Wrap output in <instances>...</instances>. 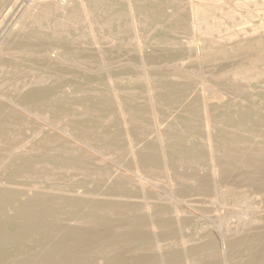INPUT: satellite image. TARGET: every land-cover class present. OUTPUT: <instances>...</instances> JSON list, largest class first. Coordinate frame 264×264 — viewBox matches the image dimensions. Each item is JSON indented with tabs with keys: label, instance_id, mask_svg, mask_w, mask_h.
<instances>
[{
	"label": "rangeland",
	"instance_id": "obj_1",
	"mask_svg": "<svg viewBox=\"0 0 264 264\" xmlns=\"http://www.w3.org/2000/svg\"><path fill=\"white\" fill-rule=\"evenodd\" d=\"M147 1L102 0L98 10L93 9L92 30L82 13L80 0H0V111L5 112H0V178L6 176L5 171L10 164L18 163L23 166L29 159L33 160L32 170L37 175L36 178H21L14 184L4 186L11 188L10 192L18 199V207L24 206L29 197L49 200L54 206L50 212L52 218L49 217L51 223H56H53V226L61 231L73 230L79 225L71 221V215L64 213V210L60 211L56 205L71 201L97 205L102 203L107 199L106 195L117 192L116 189H119L118 185L124 177L123 173L130 175L129 171H134V163H131L132 149L140 151L147 146L154 147L157 145L159 134L175 130L174 126L179 123L182 129L186 130L179 134L186 136V140H181L180 145L187 148L188 158L183 163L186 166L184 169L180 168L179 163H174V175H188L191 179L189 186L192 187L183 198L190 203L192 209L179 207L186 212L182 217L188 222V226L183 230V235H188L186 240L193 242L198 239L197 235L206 234L202 229H207L206 231H210L218 241V236L224 233L226 225L229 226L231 234L248 230V219H238L243 211L241 207L245 198H237L236 204L239 208L231 203L225 204L223 183L211 176L208 143L210 131L205 125L208 119H213L212 135H223L222 142L228 150V160L234 166L237 176H249V179L254 176L264 183V161L261 160H264V0ZM88 2L90 1L86 0L85 4ZM129 2L134 5L133 11H130ZM135 17L136 28L133 20ZM38 20L43 23V27H38ZM30 22L37 26L31 31L25 28L24 32L20 24ZM101 24H106L105 29L98 26ZM33 31L44 35L43 39L26 40L22 37V42L33 44L27 48L16 44L17 39L14 41V34L34 33ZM64 43L65 46H62ZM144 62L148 68L144 66ZM144 77L149 78V82ZM32 79L35 83L38 82L39 86L33 85V82L32 87L37 89L40 100L37 99L42 105H39L38 112L28 108L29 112H24L18 106L23 103V98L29 96L28 84ZM43 79L46 80L44 85L41 84ZM45 85L48 87H44ZM207 85L214 89L213 94L221 91L223 98L206 100L209 94ZM150 93H153V96H164L166 105L159 104L155 110L151 108ZM42 97H45V100ZM120 99H124L128 106L135 108L141 116V121L132 128L134 132L129 136L120 115ZM36 104L37 102L33 106ZM216 114L218 117H215ZM86 147L93 151L91 155L80 149ZM107 147H115V152L111 154ZM53 152L55 154L52 155ZM232 160L237 162L233 163ZM71 165L79 167L81 171L61 170L63 167L70 168ZM244 172L251 173L245 175ZM254 177L252 179H255ZM195 178L207 183L205 194L200 192L194 183ZM30 183L35 190L29 186ZM132 184L124 189L126 194L133 196L129 207L140 209L139 206L142 208L144 205L142 203H152L151 205L160 207V210L164 209L166 216L170 215L167 220L175 225L174 208H171L174 199L170 187L163 180L155 185L149 184L151 186L146 193L136 184ZM45 188L52 191H46ZM53 188L57 192L53 191ZM129 191L130 193H127ZM244 192L249 195L247 197L250 199H247L252 200L253 189L247 188ZM18 197H21V200ZM256 206L263 208L258 209V215L264 217V204L257 202ZM63 218L65 220H62ZM98 219L100 220V217ZM222 222L225 225L221 224ZM19 224L17 221L0 224V233L14 235L19 232ZM105 225L112 226L111 223ZM146 230L145 233L150 232L149 228ZM33 239L34 235L30 244ZM99 239H103V236ZM227 240L231 244L237 242L232 236ZM168 244L167 249L182 248L179 240ZM171 245H176L178 249ZM157 255L154 253L153 257ZM215 257L217 261V256ZM218 261L220 263V258Z\"/></svg>",
	"mask_w": 264,
	"mask_h": 264
},
{
	"label": "bare ground",
	"instance_id": "obj_2",
	"mask_svg": "<svg viewBox=\"0 0 264 264\" xmlns=\"http://www.w3.org/2000/svg\"><path fill=\"white\" fill-rule=\"evenodd\" d=\"M85 1L86 0H80L79 5H81L82 13L86 16L87 20L90 23V27L93 30V28H94V26H93L94 23L92 22L93 21L92 20L93 9H97L102 4V0H89L90 2H88V4H85ZM168 4L166 6H168ZM133 7H134L133 3L129 2L130 11H133V9H134ZM142 7H144V6H142ZM111 9H113V8L111 7ZM41 10H38V11H41ZM76 12H78V11H76ZM32 18H34V17H32ZM98 18H99V15H98ZM172 19H173V17H172ZM53 20L54 19H52V21ZM81 20H83V19H81ZM130 20H131V18H130ZM133 20H134V26L136 28L137 27V24L135 23L137 21L136 17L133 18ZM241 21H243V20H241ZM243 22H245V21H243ZM45 23L48 24L46 21H45ZM95 23L97 24V20ZM118 24H116V25H118ZM161 24H159V25H161ZM20 25H21V29L22 28L24 29V32L26 31L25 28H27V29H29V31H31V30H34L37 25H39L38 27L44 26L40 20L37 21V25H34L32 22H30V24L29 23L28 24L21 23ZM98 26H100V28L103 29L104 27H106V24H101ZM114 26H115V24H114ZM48 28H49V26H48ZM46 29H47V27H46ZM107 29H108V27H107ZM112 29H113V27H112ZM151 29H153V28H151ZM141 31L143 32V30H141ZM193 31H195V30L193 29ZM42 32H44V31H42ZM101 32H103V31H101ZM105 35H106V33H105ZM43 36L44 35H42L38 32L36 33V31L34 33L27 32L26 34H20L19 33V35H15V34L13 35V37L15 38L14 41L17 39L16 44H18L19 46L24 45V46H26V48L28 47V45L30 46L33 44H29V42H24V41L22 42V39H21L22 37L26 38V40H27L30 38L31 39H33V38L34 39H40ZM46 36L50 37L49 35H46ZM138 36H139V33H138ZM53 38L55 40V37H53ZM46 39H48V38H46ZM50 39H52V38L50 37ZM73 39H70V40L73 41ZM60 40L62 41V38H60ZM12 42H13V40H12ZM65 42L67 43L66 40H65ZM45 43H47V41ZM62 43H63V41H62ZM66 43L61 44V45L65 46ZM22 48H20V49H22ZM59 48H60V46H59ZM69 52H70V50H69ZM198 54H199V52H198ZM102 55H104L106 57L105 54H102ZM150 56L152 57V55H150ZM150 56H148V57H150ZM75 57H73V58H75ZM145 57H147V56H145ZM151 57H150V59H151ZM239 59H240V57H239ZM148 60L149 59H147V61ZM70 62H72V61H70ZM149 62H150V60H149ZM146 64L147 63L144 62V66ZM16 65L18 66V64H16ZM151 66H152V64H151ZM254 66H256V65H254ZM140 67H141V65H140ZM146 68H148V67H146ZM16 69H17V67H16ZM8 72H9V70H8ZM53 74H55V73H53ZM168 74H169V72H168ZM123 76H124V74H123ZM156 76H157V73H156ZM161 76H163V75H161ZM165 76H167V75L165 74ZM175 76H177V75H175ZM13 78H15V77H13ZM145 79L147 82H149V78H145ZM162 79H164V78H162ZM171 80H176V79H171ZM36 81H39V80H36ZM214 81L217 82V80H214ZM23 82H24V80H23ZM33 82L34 81L32 79L30 81V83L28 84L29 85L28 87L30 88L29 92H28L29 96L25 95L27 97L26 100H25L26 97L25 98L22 97L24 99V100L22 99L23 103H20V106H18V108L20 110H23L24 112H29L27 110V108L29 110L33 109V111L34 110L37 111V109H39V105H42V104H39L40 98H38L39 93L37 92V89L34 90V88L32 87ZM41 82L40 83L43 85L46 84V80H44V79ZM151 82H152V80H151ZM164 82H166V79L164 80ZM169 82H170V80H169ZM218 82H220V81H218ZM224 82H226V81H224ZM24 83H26V82H24ZM49 83L50 82H48V85H50ZM227 83H228V81H227ZM37 84H38V82L33 83V85H37ZM170 84H172V83H170ZM48 85H45L44 87H46V86L48 87ZM172 85H174V84H172ZM37 86H39V85H37ZM44 87H42V88H44ZM166 87H167V85H166ZM206 88H207V91L209 93L208 96H206V98H205L206 100H215V99L221 100L223 98V96L220 94L221 91L220 92L218 91V93L213 94L214 89H212L208 85L206 86ZM131 89H133V87ZM82 92L80 91V93H82ZM47 93H48V91H47ZM40 94H41V92H40ZM138 95L139 94H137V97H139ZM62 98H60V99H62ZM43 100H45V97L43 98ZM93 100H94V98H93ZM164 100H165L164 96H162V95L161 96L160 95H158V96L154 95L153 96V93L152 94L150 93L149 104H150V107L153 108L154 110H155V108H157V106L159 104H161V105L164 104L162 106H165L166 103ZM19 102H22V101H19ZM35 102H37V104L34 107L33 105ZM173 104H172V106H173ZM217 104H219V103H217ZM220 105H223V104H220ZM118 106H119V110H120V115H121L123 122L125 124V127H126V133L129 136V135H131V133L133 134V132H134V131H132V128L136 127L138 125V123L141 121V116L139 113L136 112L135 108H133L132 106H128V104L124 101V99L123 100L120 99L118 101ZM223 106H226V105H223ZM23 107L25 109H23ZM0 112H3V111H0ZM4 113L5 112H3V114ZM213 115H215V113ZM238 115H241V114H238ZM238 115L236 117H238ZM215 117H218L217 114ZM80 118H82V117H80ZM83 118H84V116H83ZM180 119L183 120V118H181V117H180ZM13 121H15V119ZM211 121H213V119ZM211 121L208 119L206 121V125H205V126H207V129L210 131V132H208L209 133L208 143H209V148H210L211 166L209 168L211 169V172H212L211 176H213L212 178H214V180L220 181L221 183H223L222 190H224V194H225V198H224L225 204L231 203L232 205L237 206L239 208L240 206L236 204V203H238L237 198H241V199L245 198L243 200L244 201L243 206L241 207L243 209V211L240 212L238 219L239 220H242L245 218L248 219V222H249L248 225L250 226L248 230H245L242 232L235 231L233 234H231L229 226L226 225V226H224L225 227L224 233L222 235L218 234L219 235L218 241H217V239H215V237L211 234L210 231H206L207 229H202L201 231H203V232L205 231L206 234H204L202 236L197 235L198 239H195L193 242L186 240L188 235L185 237L183 235L185 233V232L183 233V230L188 226V222L182 218L186 214V212L183 211L182 209H179V207H186V208L190 209V207H191L190 203H188L187 200H185L183 198H184V194H186L187 191L192 190L191 189L192 187L189 186V181L191 179L188 178V175H185V174L181 175L180 173H179L180 175H176V176L174 175V163L175 164L179 163L180 168L184 169L186 166L183 165V163L188 158V154L186 152L187 148L185 149V148L181 147V145H180L181 140H184V139L186 140V136L179 134V132L183 133L186 130H183L181 127V124L177 123L174 126V127H176L175 130L169 131L166 134H159V136L157 138V145H155L154 147L147 146L140 151H136L135 149H132L133 161L131 163H134L133 164L134 165V171L133 172L129 171L130 175H129V173L128 174L125 172L123 173L122 176H124L123 177L124 179L123 178L121 179L120 184L118 185L119 189H116L117 192L114 194L106 195L107 199H104L105 202H103L104 201L103 200L102 203L97 205V204H84V203H80V202H76V201H71V202H67V203H59L56 205V207H58V209H60V211L64 210L65 211L64 213L71 215V217H72L71 221H73L77 225H79L76 229H74L75 227L74 228L72 227L73 230L61 231L58 228H55L53 226V223H55V222L51 223V220H49V217H51L50 212L54 206H53L52 202H50L47 199L37 200V199L29 197V199L27 201H25L24 206H20V207L17 206V204H18L17 200L18 199H16L15 194L10 192L11 188L5 187L4 185L6 184L9 186L11 184H14V183L18 182L19 179H21V178L34 179L37 177V175L32 170V161L33 160H31V159H29V161L27 163H25V165H23V166L19 165L17 162H16L17 165L16 164H10V166L5 171L6 176L4 178L3 177L0 178V224L2 225L3 223H7V221H17V222H20L19 225L21 227L19 226L20 227V228H18L19 232L15 233L14 235H7V234H3V233L1 234L0 233V264H264V217H261L260 215H258V209L261 210L263 208H258V206H256L257 202H260V204H264V183H261L262 180L260 181L259 180L260 178L257 179L254 176L253 177L255 179H252L253 177L252 178L250 177V179H249V176H247V178H244V177H241L240 175H238V176L236 175L235 170H234V166L228 160L229 159L228 150L224 147L223 142H222L223 135L218 136V137L212 135L213 125L211 124ZM14 123H16V122H14ZM218 123H219V121H218ZM66 134H67V131H66ZM218 135H220V134H218ZM134 139H135V137H134ZM140 141H142V140H140ZM204 141H206L205 137H204ZM256 147H258V146H256ZM114 148L113 147H107V150L110 151L112 154L113 152H115ZM80 149L84 152L86 151V153L89 155H91V153L93 152L90 150L91 148L88 149L87 147H86V149L85 148L84 149L80 148ZM120 151L118 153H120ZM57 153H59V152H57ZM101 153L102 152H100V154ZM51 154L53 155L55 153L53 152ZM207 154H208V152H207ZM60 156L61 155H59V157ZM62 156H63V154H62ZM205 156L209 157L208 155H205ZM205 156L203 157V159L205 158ZM69 159H71V157ZM81 160H84V159H81ZM261 160L264 161L263 159H261ZM16 161H18V160H16ZM234 161L237 162L236 160H234ZM234 161H233V163H234ZM259 161L257 164H259ZM86 162L89 163V161H86ZM206 162H205V164H206ZM240 162L243 163V161H240ZM91 163H93V162H90V164ZM260 163H261V161H260ZM33 165H35V164H33ZM130 167H131V165H130ZM180 168H178V169H180ZM195 168H196V166H195ZM201 168H203V167H201ZM252 168H254V167H252ZM65 169L67 171H71V172H80L81 171L80 168L75 166V165H71L70 168L63 167L61 170H65ZM196 169H198V168H196ZM48 170H49V168H48ZM245 170H247V169H245ZM249 170H251V169H249ZM237 172H240V171H237ZM249 173H251V172H246L245 175L249 174ZM253 174H255V173H253ZM241 175L243 176V174H241ZM250 176H251V174H250ZM93 179H95V178H93ZM97 179H98V177H97ZM90 180H91V178H90ZM160 180H163L170 187V193L172 194L171 196L174 199L173 204H172L173 207H171V208H174V214H175L174 217H175V221H176L175 225L172 222H170L169 220H167V217H169L170 215L166 216V213L163 212L164 209L160 210L159 209L160 207L158 208L155 205H151L152 203L144 202V203H142V205L144 204L142 208H141V206H139L140 209L139 208L135 209V208L128 206L130 204L129 201L133 198V196L126 194L124 192V189H126L127 185H130V183H133L134 185L136 184L137 187L140 188L143 193H146V190L149 189V187L151 186V185L149 186V184L155 185L156 182H158ZM24 181H25V179H24ZM46 181H48V180H46ZM81 181H83V180H81ZM84 183H86V181ZM88 183H90V182H88ZM194 183H196V186L198 187V189H200V192L202 191L205 194V192L207 191V183L205 181L199 180L197 178L194 179ZM30 185H31V183L29 184V186ZM12 186L17 187V185H12ZM31 186H32L31 187L32 189L35 188L33 185H31ZM247 188L253 189V193L251 195V196H253L252 200H248V199H250L247 197L249 195H247L244 192V190ZM198 189H197V191H198ZM46 191H52V189H46ZM53 191H56V190H54V188H53ZM127 193H130V191ZM222 194H223V192H222ZM142 195L144 198V194H142ZM110 197H112V198H110ZM57 201H59V200H57ZM89 202H90V200H89ZM124 203H128V204L126 205ZM156 204H158V203H156ZM234 206H233V208H234ZM192 207L195 208L194 205H192ZM161 208H162V206H161ZM99 217H100V220L98 219ZM64 218L62 220L66 219V218L65 219ZM58 219H61V218H58ZM231 219L232 218H230V220ZM52 220L55 221L56 217H55V220L54 219H52ZM226 220H228V219H226ZM58 223H62V222H58ZM106 223H109V224L111 223L112 226H106L105 225ZM76 224H74V225H76ZM221 224H224V223L222 222ZM70 225H71V223H70ZM202 227H204V226H202ZM147 228L150 229V232H148L150 234L145 233L147 231L146 230ZM194 232H195V230H194ZM203 232H201V233H203ZM193 234H195V233H193ZM193 234H191V235H193ZM33 235H34V239H33L32 244H30V241H32L31 238ZM102 236H103V239H99ZM104 236L106 238H104ZM231 236L235 237L237 239V242L235 244H231L230 241L228 242L227 238H229ZM177 240L180 241L181 246H182V248H181V246L179 247V249L181 248L180 250L167 249L166 245H169L168 244L169 242H174ZM190 243H192V244H190ZM171 246H173V245H171ZM175 247H176V245H175ZM154 253L158 254L157 257H153ZM215 256H217V261H215L216 259H214ZM219 258H220V263L218 261Z\"/></svg>",
	"mask_w": 264,
	"mask_h": 264
}]
</instances>
